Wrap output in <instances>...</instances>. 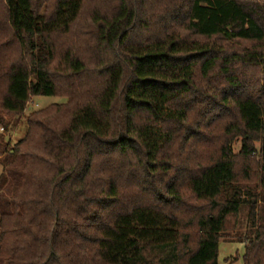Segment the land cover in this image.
Masks as SVG:
<instances>
[{
  "label": "trees",
  "instance_id": "trees-1",
  "mask_svg": "<svg viewBox=\"0 0 264 264\" xmlns=\"http://www.w3.org/2000/svg\"><path fill=\"white\" fill-rule=\"evenodd\" d=\"M38 97L0 264H264V0H0V126Z\"/></svg>",
  "mask_w": 264,
  "mask_h": 264
},
{
  "label": "rangeland",
  "instance_id": "rangeland-1",
  "mask_svg": "<svg viewBox=\"0 0 264 264\" xmlns=\"http://www.w3.org/2000/svg\"><path fill=\"white\" fill-rule=\"evenodd\" d=\"M66 103L65 98L60 97H38L30 98L23 115L19 118L4 119L8 123L7 129L0 126V143L9 144L10 147L23 138L26 132V117L32 111L44 110L52 105H61ZM239 149V144L234 146V152ZM2 173L0 158V174ZM244 216V215H243ZM244 253V245L237 242H227L221 240L218 246L217 264H243L242 255Z\"/></svg>",
  "mask_w": 264,
  "mask_h": 264
}]
</instances>
